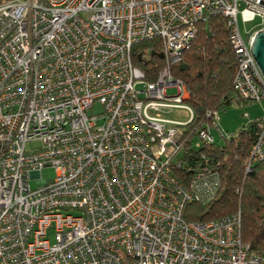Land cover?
<instances>
[{"label":"built area","instance_id":"2783aa9c","mask_svg":"<svg viewBox=\"0 0 264 264\" xmlns=\"http://www.w3.org/2000/svg\"><path fill=\"white\" fill-rule=\"evenodd\" d=\"M211 15L227 19L235 95L264 102L249 49L264 0H0V264H264V249L241 239L239 210L184 218L215 196L217 171L200 165L187 182L173 172L192 110L171 68ZM238 17L261 27L244 39ZM153 37L164 64L149 81L131 55ZM166 107L189 119H163ZM252 121L246 170L264 159V112ZM196 134L213 141L208 124Z\"/></svg>","mask_w":264,"mask_h":264},{"label":"trees","instance_id":"16d2710c","mask_svg":"<svg viewBox=\"0 0 264 264\" xmlns=\"http://www.w3.org/2000/svg\"><path fill=\"white\" fill-rule=\"evenodd\" d=\"M228 38L227 19L221 15L209 16L196 24L194 36L171 68L173 76L184 85L187 91L184 101L192 110L190 120L184 124L182 143L175 158L179 164L173 163V172L179 180L187 182L190 170L200 165L216 170L220 181L217 193L208 202L188 203L184 218L206 221L239 210L241 239L251 249L258 250L264 249V159L251 161L249 170L245 169L249 147L258 131L257 121L244 123L236 136L223 144L215 145L212 141L202 142L198 148L191 145L197 128L207 120L213 121L207 112L216 111L231 98L247 102L238 99L231 85L235 59ZM160 50V40L156 37L132 45V63L143 72L144 79L154 80L164 64V59L158 56ZM260 118L251 119L260 121Z\"/></svg>","mask_w":264,"mask_h":264},{"label":"rangeland","instance_id":"374dc122","mask_svg":"<svg viewBox=\"0 0 264 264\" xmlns=\"http://www.w3.org/2000/svg\"><path fill=\"white\" fill-rule=\"evenodd\" d=\"M260 27L261 21L259 18H255L247 22H242L241 18L238 17V28L240 34L243 36L244 39L247 38V34L258 30ZM175 92L176 88L174 86L166 88L167 94H174ZM184 103L185 101L183 102V105H185ZM186 104L189 106L188 103ZM97 107L98 104L94 103L92 110H97ZM244 111H247L249 119L257 116H262L264 112V102L241 103L237 102L236 99L231 98L228 104H223L216 108V113L213 121L207 120L206 122H204V124L209 125L210 132L213 136V143L215 145L223 144L226 139L236 136L238 130L244 125L245 121L248 119L243 115ZM157 113H159V115L163 117V119L171 122L184 123L189 119V113L184 107H166L164 109H160L159 111H157ZM220 132L222 133V135ZM201 144L202 140L199 139L197 134H194L191 138V145L194 148H198V146ZM39 146L40 142L38 140L28 141L25 144V148L31 150ZM39 173L41 177L50 179L53 176V168L50 166H44L40 169ZM29 183L31 187H35L34 179H30Z\"/></svg>","mask_w":264,"mask_h":264},{"label":"water","instance_id":"95a60500","mask_svg":"<svg viewBox=\"0 0 264 264\" xmlns=\"http://www.w3.org/2000/svg\"><path fill=\"white\" fill-rule=\"evenodd\" d=\"M249 49L264 78V31H257L253 34ZM158 56L162 58L163 54L159 52ZM137 57L141 59L140 55Z\"/></svg>","mask_w":264,"mask_h":264},{"label":"crops","instance_id":"0c3cea01","mask_svg":"<svg viewBox=\"0 0 264 264\" xmlns=\"http://www.w3.org/2000/svg\"><path fill=\"white\" fill-rule=\"evenodd\" d=\"M245 112H247V111H245Z\"/></svg>","mask_w":264,"mask_h":264}]
</instances>
